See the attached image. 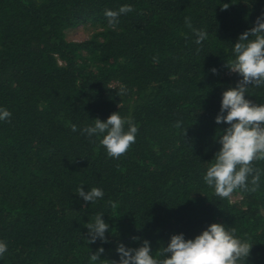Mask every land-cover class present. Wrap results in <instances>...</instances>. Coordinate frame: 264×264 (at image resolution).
<instances>
[{
    "label": "trees",
    "instance_id": "obj_1",
    "mask_svg": "<svg viewBox=\"0 0 264 264\" xmlns=\"http://www.w3.org/2000/svg\"><path fill=\"white\" fill-rule=\"evenodd\" d=\"M125 4L134 11L109 28L104 10ZM262 14L264 0H0V108L12 114L0 121V264H91L101 247L95 264H118L119 244L147 240L155 255L171 236L194 239L213 223L252 244L244 264H264V161L254 163L258 190L233 193L243 206L203 179L229 127L215 122L222 94L242 79L226 64ZM185 17L209 33L200 45ZM87 22L104 30L66 40ZM246 95L264 104V86ZM116 112L138 126L118 159L80 131ZM81 186L105 195L85 203ZM97 213L108 242L88 244Z\"/></svg>",
    "mask_w": 264,
    "mask_h": 264
},
{
    "label": "clouds",
    "instance_id": "obj_2",
    "mask_svg": "<svg viewBox=\"0 0 264 264\" xmlns=\"http://www.w3.org/2000/svg\"><path fill=\"white\" fill-rule=\"evenodd\" d=\"M229 5L224 4L222 10ZM134 11L131 5L125 4L117 10L105 9L107 26L113 30L119 24V17ZM185 26L192 30L200 45L208 38L206 30L193 28L190 17H185ZM250 37L252 39H250ZM200 49H197L199 52ZM234 59L226 64L230 72L238 74L242 79L236 87L229 88L222 94L220 113L215 122L229 125L219 143L222 146L206 170L203 179L206 185L214 188L220 198H229L237 191L255 192L258 190L261 169L254 166L255 162L264 161V104H256L246 99L249 86H264V14L258 17L255 26L239 36L233 47ZM217 74V69H211ZM127 89L121 86L118 96L126 94ZM225 113H227L225 115ZM11 112L0 108V121L11 120ZM92 125L84 127L82 135L91 142L93 137L106 149L110 158L124 155L138 134V126L131 117H122L119 112L112 113L106 122L100 119ZM71 131H78L76 125H70ZM181 127V122L175 124ZM102 137V138H100ZM249 178H251L249 180ZM251 185V187L249 186ZM77 196L85 203H95L103 199L104 191L93 187L88 192L83 186L77 188ZM108 205L117 209L116 202L109 200ZM103 214L97 213L93 222L85 225L88 229V244L100 240L107 243L105 233L109 225L102 219ZM135 239V238H134ZM252 244L236 236L235 228H225L222 224L213 223L194 239L186 240L183 234L173 235L167 247H162L155 255L152 254L150 242L145 240L139 248H126L119 244L116 251L119 254L118 264H244L250 255ZM7 243L0 241V257L7 252ZM104 248H99L90 255L91 264L100 260ZM111 264H117L112 261Z\"/></svg>",
    "mask_w": 264,
    "mask_h": 264
},
{
    "label": "rangeland",
    "instance_id": "obj_3",
    "mask_svg": "<svg viewBox=\"0 0 264 264\" xmlns=\"http://www.w3.org/2000/svg\"><path fill=\"white\" fill-rule=\"evenodd\" d=\"M104 28L97 23L94 22H87L80 24L79 26L68 29L65 32V38L67 41L71 42H81L89 39L92 35L102 32ZM82 59L85 63L90 64L88 54L85 52L81 53ZM225 76V75H224ZM230 202L234 205L243 206L242 204V197L238 194H232L231 197H229Z\"/></svg>",
    "mask_w": 264,
    "mask_h": 264
}]
</instances>
